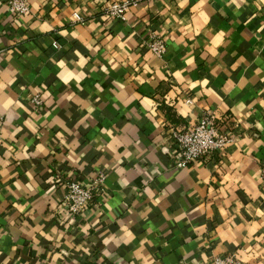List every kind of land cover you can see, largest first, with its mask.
<instances>
[{
  "label": "crops",
  "instance_id": "0c3cea01",
  "mask_svg": "<svg viewBox=\"0 0 264 264\" xmlns=\"http://www.w3.org/2000/svg\"><path fill=\"white\" fill-rule=\"evenodd\" d=\"M8 1L0 264H264V0H143L124 20L103 12L120 0ZM206 109L235 143L179 169L171 131ZM100 171L103 197L67 213L64 181Z\"/></svg>",
  "mask_w": 264,
  "mask_h": 264
},
{
  "label": "built area",
  "instance_id": "2783aa9c",
  "mask_svg": "<svg viewBox=\"0 0 264 264\" xmlns=\"http://www.w3.org/2000/svg\"><path fill=\"white\" fill-rule=\"evenodd\" d=\"M142 1H108L103 12L107 17L124 20L126 12ZM8 7L9 11L16 14H26L29 11L27 0H9ZM146 46L155 55L165 56L167 47L163 37L150 33ZM31 103L34 108L39 109L42 103L41 95L32 96ZM229 120L230 118L226 115H220L213 109H206L195 124L172 130L171 158L175 167L181 169L193 161L206 159L210 156L222 158L228 148L235 143V138L230 131ZM4 123V117L0 115V143L3 139ZM261 179L264 182V165L261 168ZM104 182L105 174L101 171L88 184L76 179L65 180L63 200L65 211L71 215H81L95 197H103L105 194ZM210 262L211 264H249L234 254L214 255Z\"/></svg>",
  "mask_w": 264,
  "mask_h": 264
}]
</instances>
